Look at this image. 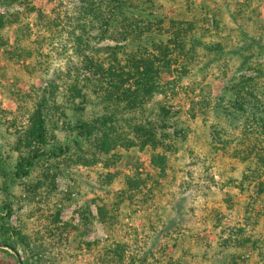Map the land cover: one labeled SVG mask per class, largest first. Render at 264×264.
Masks as SVG:
<instances>
[{
    "label": "trees",
    "instance_id": "obj_1",
    "mask_svg": "<svg viewBox=\"0 0 264 264\" xmlns=\"http://www.w3.org/2000/svg\"><path fill=\"white\" fill-rule=\"evenodd\" d=\"M145 1L140 10L126 0H79L76 15L80 19L78 22H85V25H77V32L73 33V53L77 61L68 67L65 74L61 73L66 81L62 97L57 93L56 82H47L40 89L36 105L26 112L24 127L19 128L15 119L11 123L14 132H3L1 130L8 129L9 124L6 120L0 121V133L5 134L3 140L7 141L4 147L10 149L7 158L0 154V192L4 198L0 206V239L13 240L25 249L30 261L27 264L46 261V255L52 250L50 244L39 243L37 239L33 241L21 229L11 225L14 199H21L24 193L37 199L44 190L48 195L56 191L57 172L50 176L46 170L40 178L33 177L39 164L43 166L61 159L74 165L99 164L100 189L109 193L121 177L113 171L123 159L121 152L136 149L147 155L151 168L158 173L157 178H166L169 157L177 152L178 143L185 141L190 132L180 127L183 124L177 122L176 114L166 106L158 108L155 121H149L150 104L160 96L168 97L169 92L179 95L177 89H183L185 79L195 78L228 57L237 58L239 66L231 74H224L233 75L224 87V91L230 90L231 98L223 96L212 108L219 119V124L212 127L214 141L219 147L211 142V152L223 150L227 153L232 143L228 140V131H237L243 126L242 149L235 151L246 172L238 188L244 193L248 190L246 183H249L253 184L258 195L264 194V182H257L264 177V43L243 31L240 45L230 53L221 43L207 42L205 36L199 34L201 25H209L211 21L220 28L221 19L212 8L205 5L195 9L193 0H185L186 13L182 19L158 20L154 12L162 8L158 7L156 0ZM244 1V4H239L241 8L264 3V0ZM0 2L24 8L23 12H0V50L8 63H28L33 53L27 48L30 35L23 20L32 14L39 18L40 13L31 0ZM132 7L137 10H132ZM139 10L137 15L147 18L143 22L144 28L137 20H128L131 13ZM233 17L236 20L235 15ZM120 23L129 24L125 27V41H132L131 48L130 45L127 50L123 46H113L103 49V52L96 49V42L107 40L114 24ZM52 26L49 24L47 27ZM166 35L172 36L165 39ZM201 58L206 61L200 71L194 72ZM25 67L29 69V65ZM92 101L102 106L105 112L87 119L85 115ZM131 117H135L136 122ZM170 129H174V133H170ZM88 142L96 152L90 154L84 148ZM15 153L18 156L14 160ZM13 160L9 165L8 162ZM24 180H28L26 186L23 185ZM150 180H153L150 174L124 175L123 188L112 197L94 199L78 211L80 224L87 226L95 219L92 207H96L97 219L107 235L102 244L104 254L100 264H127L129 247L119 240L123 210L127 207L133 209L136 198L147 188ZM153 181L159 184L157 179ZM17 187L23 191L18 193L19 196L13 193ZM63 199L56 205L52 221L54 227L49 234L56 245L66 243L71 232L77 229L71 223L63 224L61 221L62 213L74 202L70 193ZM247 220H252V217H247ZM170 224L172 228L178 225L174 221ZM244 232V229H239L237 235L240 237H230L223 243L226 255L216 260V264H251L250 257L246 258L247 253L251 249L263 250L264 240L245 237ZM85 245L89 249L98 248L100 241L86 242ZM163 253H168V248H164ZM260 261L264 264V256ZM0 264L6 262L0 260ZM128 264H148V258L145 255L140 260H130ZM168 264H173L172 260Z\"/></svg>",
    "mask_w": 264,
    "mask_h": 264
},
{
    "label": "rangeland",
    "instance_id": "obj_2",
    "mask_svg": "<svg viewBox=\"0 0 264 264\" xmlns=\"http://www.w3.org/2000/svg\"><path fill=\"white\" fill-rule=\"evenodd\" d=\"M31 2L39 11L40 17L32 14L23 20L25 30L30 35L26 42L27 48L33 53L32 60L28 61L30 64L8 63L4 52L0 50V121L6 120L9 124L8 129L1 130L3 132L8 130L10 133L14 132L11 123L15 119L19 128L25 126L26 112L36 105L40 89L44 88L47 82H56L59 88L57 93L62 97L61 92L66 81L61 73L65 74L68 67L77 61L73 53L75 43L73 33L77 32V25H85V22H78L80 19L76 15L79 0H31ZM126 2L140 10L144 7L143 4H146L145 0ZM156 2L158 7L162 8L154 12L158 15V20H165L164 18L176 20L185 16L187 4L185 0L178 3L173 0ZM193 2L195 9L206 5L221 19L220 28H217L213 21L209 25L206 23L201 25L199 34L204 35L207 42L221 43L231 53L240 45L241 33L245 31L264 43V3H253L249 8L245 6L241 8L239 4H244V0H193ZM4 4L6 3L0 2L1 13L24 11L21 6ZM132 10L137 9L132 7ZM140 10L131 13L128 20H137L144 28L143 22L147 18L137 15ZM195 11L197 13V10ZM49 24L53 26L47 27ZM120 24H114L107 40L96 42L95 48L101 49V52L113 46H123L127 50L130 45L131 48L132 41H125V27L129 24ZM171 36L166 35L165 39ZM205 61V58H201L196 63L194 72L199 70ZM27 65L29 69H26ZM238 66L237 58L228 57L213 65L208 71L199 73L195 78L185 79L182 82L183 89L181 87L177 89L179 95L169 92L168 97L160 96L150 104L149 108L154 114H150L152 111L147 114L149 121L157 119L159 114L157 110L160 106H166L176 114L177 122L183 124L180 127L190 132L187 133L185 141L178 143L177 152L169 157L166 178H157L158 173L151 168L147 155L140 154L136 149L121 152L123 159L113 169L121 177L114 184L113 191L109 193L100 189L99 164L74 165L73 162L63 159L43 166L39 164L33 177L40 178L46 170L50 176L57 172L56 191L48 195L44 190L37 199L29 193H24L21 199H14L11 225L21 229L33 241L37 239L39 243L51 245L52 250L46 255V261L40 264H100L101 255L104 254L102 244L107 235L97 219L96 207H92L95 219L87 226L80 224L78 211L94 199L112 197L123 188L124 175L133 176L137 172L143 176L150 174L159 184L153 180L148 181L147 188L136 198L137 203L132 206L133 209L127 207L123 210L119 240L126 242L129 247L127 264L130 260H140L145 255L148 264H168L171 260L173 264H216V260H221L226 255L223 243L230 237H240L237 235L239 229L245 230V237L264 240V194L258 195L253 184L248 185L249 183H246L245 187L248 190L244 193L238 188L246 172L245 165L240 164L237 155V151L242 149L240 143L243 139V126L237 131L229 128L228 140L232 143L227 153L223 150L211 152L210 146L211 142L215 143L212 127L219 124V119L212 108L223 96L226 99L231 98L230 90L224 91V87L233 75L224 74H231ZM244 74L251 76L248 72ZM92 102L95 105L91 103L88 107L85 115L87 119L105 112L102 106L96 105V101ZM131 119L136 122L135 117ZM169 131L174 133V129ZM4 135L0 133V154L7 158L6 154L10 149L4 147V143H7L3 140ZM86 144L84 148L90 154L96 152L90 142ZM215 145L218 146L216 143ZM16 156L18 153L12 158L15 160ZM14 160L8 164H13ZM257 182H264V177ZM23 183L26 186L28 180H24ZM19 192H23L21 187L13 189L15 196H19ZM69 193L74 202L62 213L61 221L63 224L71 223L73 228L77 229L71 232L66 243L56 245L49 235L54 227L52 221L56 205H59ZM3 199L0 192V206ZM247 217H252V220H247ZM173 221L178 225L172 228L170 222ZM97 241H100L98 248L89 249L85 245L86 242ZM11 248H15L16 251ZM164 248H168V253H163ZM261 255L264 256V249H251L246 258L250 257L251 264H257L262 258ZM0 260L6 264H21L20 261L24 264L30 263L28 252L9 239H0Z\"/></svg>",
    "mask_w": 264,
    "mask_h": 264
},
{
    "label": "water",
    "instance_id": "obj_3",
    "mask_svg": "<svg viewBox=\"0 0 264 264\" xmlns=\"http://www.w3.org/2000/svg\"><path fill=\"white\" fill-rule=\"evenodd\" d=\"M11 249H13L14 251H16L15 248H11ZM17 256H18V258H20V257H19V254H17ZM20 263H21V264H24L22 261H20Z\"/></svg>",
    "mask_w": 264,
    "mask_h": 264
}]
</instances>
